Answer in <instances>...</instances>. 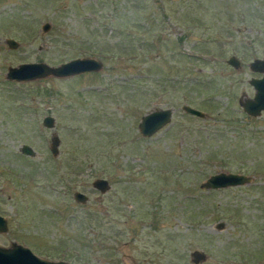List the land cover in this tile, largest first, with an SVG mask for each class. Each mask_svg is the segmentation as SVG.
<instances>
[{
  "label": "rangeland",
  "instance_id": "obj_1",
  "mask_svg": "<svg viewBox=\"0 0 264 264\" xmlns=\"http://www.w3.org/2000/svg\"><path fill=\"white\" fill-rule=\"evenodd\" d=\"M78 56L103 67L6 77L10 66ZM255 58L264 0H0V246L74 264H264V111L239 105L261 75ZM158 107L173 110L171 123L142 136V115ZM217 172L252 182L200 187ZM98 177L107 192L92 187ZM195 249L206 253L199 263Z\"/></svg>",
  "mask_w": 264,
  "mask_h": 264
},
{
  "label": "water",
  "instance_id": "obj_2",
  "mask_svg": "<svg viewBox=\"0 0 264 264\" xmlns=\"http://www.w3.org/2000/svg\"><path fill=\"white\" fill-rule=\"evenodd\" d=\"M43 31L50 28V23L45 22L41 26ZM9 48H16L18 42L11 38H6ZM226 63L234 68H239L240 60L235 55H230L226 59ZM103 67L102 61L94 56H78L70 60L59 63L58 65H49L44 62H28L21 63L18 66H10L7 69L6 77L10 80H32L40 79L47 76L67 77L85 72H96ZM249 67L254 72L262 74L261 77H252L249 83L254 88L252 97H240L239 105L242 110L251 116H259L264 111V58H255L249 62ZM182 110L186 113L197 117H205L206 113L200 109L194 108L188 104L182 105ZM171 108H155L142 115L139 123V133L144 137H150L160 129L169 124L172 117ZM42 124L46 127H53L55 119L52 115H46L42 119ZM60 139L57 134H53L50 139L49 149L53 155L58 153ZM20 151L27 155H34V150L28 144H23ZM252 177L249 175L234 172H217L209 175L200 183L203 189H219L232 185L250 184ZM92 187L100 193H105L110 188V184L106 178L98 177L92 181ZM73 198L79 203L88 201L86 193L76 190ZM8 229L7 219L0 214V232H6ZM191 260L199 263L206 258V253L195 249L190 253ZM0 264H74L65 259H48L36 255L29 247L12 242L10 246H0Z\"/></svg>",
  "mask_w": 264,
  "mask_h": 264
},
{
  "label": "flooded vegetation",
  "instance_id": "obj_3",
  "mask_svg": "<svg viewBox=\"0 0 264 264\" xmlns=\"http://www.w3.org/2000/svg\"><path fill=\"white\" fill-rule=\"evenodd\" d=\"M261 76H262V74H261L260 76H257V77L259 78V77H261ZM251 78H252V77H251ZM244 113H245V112H244ZM247 115H248V114H247ZM249 116H251V115H249ZM170 123H171V122H170ZM170 123H169V124H170ZM169 124H168V125H169ZM160 130H161V129H160ZM234 173H237V172H234ZM241 174H243V173H241ZM245 175H247V174H245ZM249 176H250V175H249ZM251 177H252V176H251ZM107 180H108V179H107ZM108 182H109V181H108ZM109 184H110V183H109ZM219 189H221V188H219ZM97 191H98V190H97Z\"/></svg>",
  "mask_w": 264,
  "mask_h": 264
}]
</instances>
